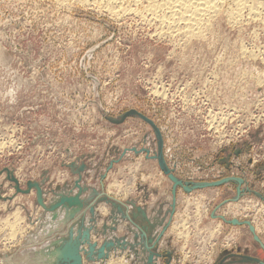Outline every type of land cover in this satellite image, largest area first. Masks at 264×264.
Returning a JSON list of instances; mask_svg holds the SVG:
<instances>
[{
	"label": "rangeland",
	"instance_id": "374dc122",
	"mask_svg": "<svg viewBox=\"0 0 264 264\" xmlns=\"http://www.w3.org/2000/svg\"><path fill=\"white\" fill-rule=\"evenodd\" d=\"M59 1L0 0V264H54L70 226L77 230L91 217L86 208L84 216L64 222L60 207L52 219L36 202L35 189L16 191L5 169L21 190L37 182L49 205L60 193H77L81 164V196L91 198L88 204L97 198L94 211L101 204L92 226L97 218L105 222L98 227L103 237L110 231L106 238H118V232L133 245L88 264H146L137 227L156 231L167 223L156 241L167 235V248L157 251L156 264L264 262L247 226L212 216L249 221L264 244V25L248 21L238 28L223 19L207 41L185 46L138 18L114 19L96 7L98 0ZM131 110L157 126L177 178H241L239 199L231 200L234 182L189 192L199 200L193 205L205 204L208 213L186 235L197 222L194 206L186 203L189 193L177 188L171 216L172 183L153 157L156 136L138 116L121 119ZM103 195L133 202L147 221L133 215L131 204L124 218L99 200ZM180 220L187 229L178 235Z\"/></svg>",
	"mask_w": 264,
	"mask_h": 264
},
{
	"label": "water",
	"instance_id": "95a60500",
	"mask_svg": "<svg viewBox=\"0 0 264 264\" xmlns=\"http://www.w3.org/2000/svg\"><path fill=\"white\" fill-rule=\"evenodd\" d=\"M128 115H134L141 118L143 121L147 122L153 129L154 134L157 139V153L154 158H156L158 167L160 171L167 176V178L171 181V197H172V204H171V210L170 215L172 216L175 210V203H176V191L177 188H181L184 192H191L196 189H202L205 187H212V186H218L220 184H223L225 182H234L236 184V196L235 198L231 199L232 201H236L239 199L240 195L242 194V189L240 188L241 184L243 183V180L238 177H226L222 178L221 180L213 181V182H183L179 178H177L174 173L173 169L168 167L164 156H163V140L161 133L157 126L154 124V122L146 117L145 115L135 111L131 110L125 115L121 117L123 119L124 117ZM114 122L118 120H113ZM134 152H139L136 149H132ZM141 151L147 152L146 149H142ZM112 163L109 165L108 168H110ZM69 167L73 168L75 165L72 163L68 165ZM84 169V164H81L77 169L76 173L79 174V177L74 182V187L77 188V193L75 194H58V197L49 205H46L44 203L43 197H42V190L40 185L37 182H27L26 190H21L19 188V182L18 180L10 174V172L5 169L7 173V178L14 183V188L18 192H28L31 188L35 189L36 192V202L44 208L47 212L50 213L52 219L58 218V209L61 207L64 210V222L68 220H72L77 214H79L85 207L88 205L87 210L89 212V215L91 216L89 218V225H85L83 223V220L79 222L77 225V230L73 229V226L71 225L68 229V236L64 237L62 239L61 245L59 248L56 249L54 253V264H88V262H103L104 260L108 259L109 252L113 249L123 250L125 248H133V245L129 244L125 239L123 238H114L109 239L106 238L102 240L100 244H98L96 241H91L90 238V231L93 229L92 222L94 221L95 217V211L94 206L92 204H88V200L85 201L81 198V194L83 191H85V188L80 185V173ZM90 198V197H89ZM91 199V198H90ZM99 200H103L107 203H109L112 208L116 210V212L122 214L124 218L129 219L128 213H124L125 210H127V205L132 206L131 209L134 208L133 215H140L143 217L145 221H147V216L145 213V210L139 206H135L133 202L128 203H122L116 199H113L112 197L103 195L99 197ZM215 217L220 218L227 224L235 225V226H242L245 225L248 227L249 232L253 235V239L260 245L261 249L264 252V244L261 242L260 238L256 235L254 227L250 224L249 221H239L237 219H225L220 215H215ZM168 223L163 226L160 233L155 238V241L153 242L152 238H146V231L138 227V230H140V237L143 238V246L147 250L148 254L146 256V264H156L155 258H160L162 255L158 253L157 251H154V244L156 241L159 240L160 236L164 233V230L166 229ZM105 229V226H103ZM76 232V234H74ZM150 244V245H149ZM167 257L169 258V253L167 254ZM242 260L246 261H258L255 258L248 257V256H242ZM168 260H166V264ZM258 264H264L263 261H258Z\"/></svg>",
	"mask_w": 264,
	"mask_h": 264
},
{
	"label": "bare ground",
	"instance_id": "6f19581e",
	"mask_svg": "<svg viewBox=\"0 0 264 264\" xmlns=\"http://www.w3.org/2000/svg\"><path fill=\"white\" fill-rule=\"evenodd\" d=\"M98 2L96 7L114 19L119 21L127 17L138 18L146 25L157 27L158 35L170 39L169 41H179L185 46L193 41H207L223 19L230 26L238 28L251 21H258L264 25V0H98ZM241 49L242 54L247 53L242 47Z\"/></svg>",
	"mask_w": 264,
	"mask_h": 264
},
{
	"label": "crops",
	"instance_id": "0c3cea01",
	"mask_svg": "<svg viewBox=\"0 0 264 264\" xmlns=\"http://www.w3.org/2000/svg\"><path fill=\"white\" fill-rule=\"evenodd\" d=\"M81 198L84 200L85 199V201H87L89 198H86V197H84V196H81ZM97 202V198H93L92 200H90V202H89V205L90 204H94V206H95V203ZM102 205H104L103 206V211H105V212H108L107 214H109V210H110V207L108 206V205H105V204H103L102 203ZM99 206H101V204H99L98 206H96L97 207V209L95 208V212H96V210H98V208H99ZM88 207V205H86V207L84 208V210H82L80 213H79V215H83L84 216V213H85V210H86V208ZM125 212H126V210H125ZM131 212H133V210L131 211ZM129 213H130V211H129ZM96 214V213H95ZM87 215V214H86ZM86 219H87V217H86ZM88 221H89V219H88ZM88 222L86 221V225H88L87 224ZM103 223H105V222H103ZM102 222H99L98 223V220H97V218H96V223H94V227H93V229L90 231V238H91V241H96L98 244H100L101 242H102V238H104V239H106V237L108 236V237H111V232L109 231V232H107V234L105 235V237H103V235H102V233H100V230L98 229V227H100V226H102V224H103ZM109 224V223H108ZM111 225V224H110ZM125 226V225H124ZM120 227H122V224H119L118 225V229L120 228ZM123 229H124V227H122ZM138 228V227H137ZM121 229V228H120ZM160 231V229H158L157 228V230L155 231V229H151L150 230V228L148 229V232H146V235L148 236V237H151L152 235H153V237L155 238V236L157 235V233ZM115 232V231H114ZM113 232V233H114ZM100 235V236H99ZM114 235L116 236V237H122V236H120L121 234L120 233H118V232H116V233H114ZM119 235V236H118ZM99 236V237H98ZM167 235H165L164 237H163V239L160 241V242H157L156 244H154L155 246H154V251H160V252H162V251H165L166 250V248H167V244H168V240H167ZM99 238V239H98ZM103 239V240H104ZM169 239V238H168ZM98 240V241H97ZM168 248H169V246H168ZM262 250V249H261ZM116 252H119V250L118 249H113L112 250V254H111V256H113V254L114 253H116ZM128 252V251H127ZM262 252H263V250H262ZM263 254H264V252H263ZM158 262H159V264H163V261H162V259H159L158 260Z\"/></svg>",
	"mask_w": 264,
	"mask_h": 264
},
{
	"label": "built area",
	"instance_id": "2783aa9c",
	"mask_svg": "<svg viewBox=\"0 0 264 264\" xmlns=\"http://www.w3.org/2000/svg\"><path fill=\"white\" fill-rule=\"evenodd\" d=\"M221 137V140L222 139H225L224 138V134H222V135H220ZM229 138H226L225 140H226V143H228L229 142V140H228ZM192 194H188L186 197V203L187 204H189V205H192V206H194L193 204L195 203V202H197L198 204H199V200L198 199H195V198H193V197H189V196H191ZM201 205L199 206V207H195L194 206V208H195V213H194V215H193V219H195V221L197 220V222L195 223V222H192L193 224H191L190 226H191V228H189V230L188 231H185L186 232V235H188V232H190V235H192V229H197L198 227H199V222H200V220L202 219V217H203V215L205 214V215H207V213H208V207L205 205V204H202V203H200ZM205 205V206H204ZM191 215H192V213L188 210V209H186ZM186 216V215H185ZM199 219V220H198ZM187 229V227H184L183 226V224H181V220H180V225H178V227H177V229H176V231H177V234L179 235V233L181 232V234H183V231L184 230H186ZM186 257V256H185Z\"/></svg>",
	"mask_w": 264,
	"mask_h": 264
}]
</instances>
